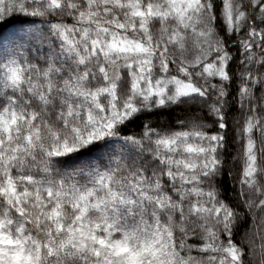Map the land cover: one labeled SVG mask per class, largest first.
Returning a JSON list of instances; mask_svg holds the SVG:
<instances>
[{
	"label": "snow or ice",
	"instance_id": "obj_1",
	"mask_svg": "<svg viewBox=\"0 0 264 264\" xmlns=\"http://www.w3.org/2000/svg\"><path fill=\"white\" fill-rule=\"evenodd\" d=\"M0 264H264V0H0Z\"/></svg>",
	"mask_w": 264,
	"mask_h": 264
}]
</instances>
